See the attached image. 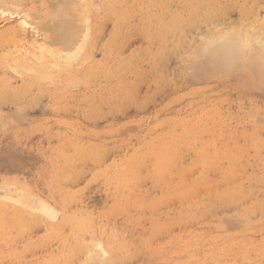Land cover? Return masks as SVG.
<instances>
[{
    "label": "rangeland",
    "instance_id": "obj_1",
    "mask_svg": "<svg viewBox=\"0 0 264 264\" xmlns=\"http://www.w3.org/2000/svg\"><path fill=\"white\" fill-rule=\"evenodd\" d=\"M5 1L0 264H264V56L189 63L208 32H264V0Z\"/></svg>",
    "mask_w": 264,
    "mask_h": 264
},
{
    "label": "bare ground",
    "instance_id": "obj_2",
    "mask_svg": "<svg viewBox=\"0 0 264 264\" xmlns=\"http://www.w3.org/2000/svg\"><path fill=\"white\" fill-rule=\"evenodd\" d=\"M1 1V0H0ZM6 1H9V0H6ZM5 1V2H6ZM64 1V0H63ZM66 1V0H65ZM64 1V2H65ZM68 1V0H67ZM73 1V0H72ZM76 1V0H75ZM74 1V2H75ZM82 1H84V0H82ZM89 1V0H88ZM223 1V0H222ZM227 1V0H226ZM226 1H223L224 3L226 2ZM254 1H256V0H254ZM11 2H13V0L11 1ZM17 2V1H16ZM70 2H71V0H70ZM81 2V1H80ZM8 3V2H7ZM82 4H83V2H81ZM247 3V2H246ZM250 3V2H249ZM8 4H10V3H8ZM88 4V3H87ZM229 4H231L230 2H229ZM233 4H236V3H233ZM241 4V3H240ZM244 4H245V2H244ZM244 4H242V5H244ZM254 3H250L249 4V6L251 5H253ZM1 5H2V3H1ZM0 5V6H1ZM4 5V4H3ZM14 5V4H13ZM63 5H65L64 3H63ZM63 5H62V7H63ZM79 5V4H78ZM84 5V4H83ZM86 5V4H85ZM88 5H90V3L88 4ZM94 5H95V3H94ZM224 5V4H223ZM226 5V4H225ZM237 5V4H236ZM7 5H5V7H6ZM10 6V5H9ZM12 6V5H11ZM10 6V7H11ZM15 6V5H14ZM14 6H12V7H14ZM228 6V5H227ZM227 6H224V7H226L227 8ZM231 6V5H230ZM240 6V5H239ZM69 7V6H68ZM83 7V6H82ZM81 7V8H82ZM86 6H84V8H85ZM88 7V6H87ZM91 7V6H90ZM93 7V6H92ZM243 7H245V5L243 6ZM65 8V7H64ZM63 8V9H64ZM70 8H71V6H70ZM228 8H230V7H228ZM241 8H242V6H241ZM240 8V9H241ZM249 8V7H248ZM251 8V7H250ZM7 9V8H6ZM11 9V8H10ZM61 9V8H60ZM63 9H61L60 11H59V9H58V13L56 12V13H54L53 15L55 16V17H57L56 16V14H58V17H60V15H59V13L63 10ZM87 9V8H86ZM96 9H97V7H96ZM243 9V8H242ZM66 10H69V9H66ZM84 10V9H83ZM251 10V9H250ZM56 11H57V9H56ZM81 11V10H80ZM213 11H215V10H213ZM243 11H244V9H243ZM30 12V11H29ZM65 12V11H64ZM63 12V15L65 14V13H67L68 14V12L66 11L65 13ZM72 12V11H71ZM79 12V11H78ZM207 12H209V11H207ZM242 12V11H241ZM62 13V12H61ZM70 13V12H69ZM248 13V12H247ZM249 13H250V11H249ZM43 14V13H42ZM80 14V13H79ZM82 14V13H81ZM50 15V14H49ZM66 15V14H65ZM72 15H73V13H72ZM72 15H71V17H72ZM245 15V14H244ZM68 16H70V14L68 15ZM48 17V16H47ZM61 17H63L62 16V14H61ZM67 17V16H66ZM66 17H64L65 18V20H63L64 18H62V19H60V23H61V21L63 20V23H64V21H66L67 19H66ZM76 17V16H75ZM193 17V16H192ZM205 17V16H204ZM27 18V17H26ZM44 19V18H43ZM51 19V18H50ZM53 19H54V17H53ZM57 19V18H56ZM59 19V18H58ZM68 19H70V18H68ZM71 19H73V17L71 18ZM86 20V19H85ZM262 20H264L263 18L261 19V21H260V23L259 22H257L258 23V25H260L261 24V22H262ZM50 22H52V20L50 21ZM58 22H59V20H58ZM67 22H68V20H67ZM66 22V23H67ZM81 22H83V21H81ZM89 22V21H88ZM25 23V22H24ZM31 23H33V22H31ZM56 23V22H55ZM69 23V22H68ZM243 23V22H242ZM242 23H241V25H242ZM28 24V23H27ZM58 24V23H57ZM62 24V23H61ZM60 24V25H61ZM70 24H71V22H70ZM81 24V23H80ZM218 24V23H217ZM245 24H247V23H244V26H246ZM64 25V24H63ZM72 25V24H71ZM71 25H70V27H71ZM87 25H88V23H87ZM257 25V24H256ZM57 26V25H56ZM69 26V25H68ZM80 25H78V27H79ZM82 26V25H81ZM85 26V25H84ZM261 26V25H260ZM260 26H258V27H260ZM263 27H264V25H262ZM61 27H62V25H61ZM69 27V28H70ZM257 27V28H258ZM63 28V27H62ZM68 28V27H67ZM209 28V27H208ZM237 29H228L229 31H224V32H222V31H220L221 33H219V34H215L214 32H212V34L211 33H209L208 32V38L207 39H204V41H200L201 43L200 44H198L196 47H195V49H196V51H195V49H194V52L195 53H193L194 55L193 56H191L190 57V59H192V60H189V63H191V66H192V68H194L197 72H199V74L198 75H200V73H203L204 72V76H206L207 77V75L209 74H206V72H214V71H221V72H223V73H221V74H223L224 75V73H229V72H231L232 70H234L236 67L238 68V69H240L241 67H239V66H241L242 65V69H244L243 68V65H244V63L242 64V62H245L246 60H244L243 61V57L245 56V58H247L246 57V55H247V53H248V51L249 50H251V51H255L256 52V54H258V55H263L264 56V32H261V33H257L256 32V29L255 28H247V29H244V31H240V30H238V28L239 27H236ZM36 29V28H35ZM37 29H39V28H37ZM47 29V28H46ZM74 29V28H73ZM72 29V30H73ZM85 29H87V28H85ZM221 29V28H220ZM259 29V28H258ZM263 30H264V28H262ZM47 30H49V28L47 29ZM56 30V29H55ZM64 30V29H63ZM62 30V31H63ZM68 30V29H67ZM66 30V31H67ZM71 30V32H73ZM209 30V29H208ZM216 30L217 29H214V31L216 32ZM262 30V31H263ZM57 31V30H56ZM61 31V30H60ZM75 31V30H74ZM85 31V30H84ZM50 32H52V31H50ZM71 32H70V34H68V35H71ZM77 32V31H76ZM62 33V32H61ZM66 33H69V30H68V32H66ZM214 33V34H213ZM217 33V32H216ZM50 34H52V33H50ZM54 34V33H53ZM52 34V35H53ZM55 34H57V32L55 33ZM53 35V36H56V35ZM74 34V33H73ZM83 34V33H82ZM205 34H206V31H205ZM51 35V37H53ZM58 35V34H57ZM62 35H64L63 33H62ZM62 35H61V37H62ZM76 35V34H75ZM51 37H50V39H51ZM56 37H58V36H56ZM65 37H66V35H65ZM75 37H77V35L75 36ZM203 37V36H202ZM55 37H53V39H54ZM52 39V40H53ZM67 39V38H66ZM76 39V38H75ZM86 39V38H85ZM84 39V40H85ZM56 40V39H55ZM55 40H53V41H55ZM58 40V39H57ZM64 39H63V37H62V39H61V41H63ZM70 40H71V38H70ZM59 41V40H58ZM58 41H56V42H58ZM78 41V40H77ZM80 41V40H79ZM51 42V41H50ZM68 42V41H67ZM69 42H72V41H69ZM73 42H74V38H73ZM76 42V41H75ZM81 42V41H80ZM55 43V42H54ZM59 43V42H58ZM64 43V42H63ZM66 43V42H65ZM196 43V42H195ZM51 44V43H50ZM53 44V43H52ZM81 44H82V42H81ZM194 44V43H193ZM69 45H70V43H69ZM52 46V45H51ZM71 46H72V44H71ZM71 46H69V47H71ZM82 46H84V45H82ZM194 46V45H193ZM80 47H81V45H80ZM40 48V47H39ZM82 48V47H81ZM38 49V48H37ZM64 49V48H63ZM76 50H78V49H76ZM76 50H74V51H76ZM44 51V50H43ZM49 51V50H48ZM73 51V52H74ZM47 52V51H46ZM77 52V51H76ZM48 53V52H47ZM33 54V53H32ZM42 54V53H41ZM75 54H77V53H75ZM71 55V57L70 56H68V57H66L67 55L65 54V61H66V63H68V64H70V61H75L77 58H75V57H77L78 56V54L77 55ZM246 54V55H245ZM249 54H251L250 53V51H249ZM253 54V53H252ZM34 55V54H33ZM39 56V55H38ZM41 56V55H40ZM54 56V55H53ZM249 56H251V55H249ZM253 56V55H252ZM29 57H31L30 55H29ZM35 57V56H34ZM54 57H56V56H54ZM60 56H58V58H59ZM62 57V56H61ZM260 57V56H259ZM258 57V58H259ZM249 58H252V57H249ZM249 58H247V59H249ZM253 58H256V60H257V57H255V55H254V57ZM36 59H37V57H36ZM43 59V58H42ZM45 59V58H44ZM61 59V58H60ZM260 59V58H259ZM40 60V59H39ZM255 59H253V61H254ZM248 61V60H247ZM258 61V60H257ZM257 61H255V63L257 62ZM36 62V61H35ZM40 62V61H39ZM185 62V61H184ZM249 63H251V60L250 61H248V63L246 62L245 63V65H244V67L247 65L248 66V64ZM254 63V62H253ZM257 64V63H256ZM258 64H260V61H259V63ZM31 65H33V64H31ZM43 64H41V66H42ZM250 65V64H249ZM255 65V64H254ZM261 65H262V63H261ZM191 66H189V67H191ZM246 66V67H247ZM256 66V65H255ZM255 66H253L252 64L250 65V67H252V68H249V67H247L249 70L250 69H252V71H250L251 73L252 72H256L257 70H254L253 71V69L254 68H256ZM27 67V66H26ZM36 67V66H35ZM34 67V68H35ZM254 67V68H253ZM18 68V67H17ZM236 68V69H237ZM258 68H259V65H258ZM27 69H28V67H27ZM36 69V68H35ZM39 69V68H38ZM182 69H184V68H182ZM235 69V70H236ZM242 69H240V70H242ZM246 69V68H245ZM248 69H246V70H248ZM41 70V69H40ZM240 70H236V71H240ZM32 71H33V69H32ZM31 71V72H32ZM235 71V72H236ZM259 71V70H258ZM25 72V71H24ZM38 72H41V71H38ZM37 72V73H38ZM234 72V71H233ZM20 73H21V70H20ZM46 73V72H45ZM211 73V74H212ZM220 73V72H219ZM218 73V74H219ZM206 74V75H205ZM211 74H209V76L211 75ZM214 74V73H213ZM212 74V75H213ZM217 74V72H216V74L215 75H218ZM45 75V74H44ZM202 75V76H203ZM33 76H34V74H33ZM37 76V75H36ZM35 76V77H36ZM203 76V77H204ZM44 77H46V75L44 76ZM41 78H42V76H41ZM47 78V77H46ZM45 78V79H46ZM34 79V78H33ZM200 79V78H199ZM206 79V78H205ZM191 80V79H190ZM260 118V117H259ZM242 119H244V118H242ZM260 120V119H259ZM238 121H240V120H238ZM258 122V121H257ZM249 137V136H248ZM238 151H240V150H238ZM262 151H263V149H262ZM255 153V152H254ZM251 159V158H250ZM252 160V159H251ZM240 162V161H239ZM238 162V163H239ZM233 174H234V170H233V172H232ZM241 173V172H240ZM239 174V173H238ZM243 174H245V173H243ZM234 176V175H233ZM235 176H236V174H235ZM242 176V175H241ZM235 178V177H234ZM249 178V177H248ZM252 178V177H251ZM236 180H238L237 179V177H236ZM248 180H250V179H248ZM235 181V180H234ZM119 182H121V181H119ZM230 182H232L231 180H230ZM121 183H123V182H121ZM129 183V182H128ZM229 185H230V183H228ZM232 184V183H231ZM228 185V186H229ZM234 186V185H233ZM236 186V185H235ZM226 188V187H225ZM244 188H246V187H244ZM1 189V188H0ZM3 189H4V187H3ZM227 189V188H226ZM238 189L239 188H237V189H235L234 191L236 192V195H237V192H238V194H239V192H240V190H242V188L241 189H239V191H238ZM10 190V189H9ZM245 190V189H244ZM2 191V190H1ZM20 191V190H19ZM245 191H250V189L248 190H245ZM5 192V191H4ZM7 193H9V192H7ZM16 193V192H15ZM2 194H3V192H2ZM27 194V193H26ZM217 194V193H216ZM242 194V193H241ZM240 194V195H241ZM6 195V194H5ZM12 195V194H11ZM24 196V195H23ZM228 196V195H227ZM238 196V195H237ZM32 197V196H31ZM241 197V196H240ZM239 196H238V198H240ZM6 198H7V195H6ZM5 198V199H6ZM9 199H11L10 197H8ZM8 198H7V200H8ZM22 198V197H21ZM26 198H27V196H26ZM19 199H20V197H19ZM28 199V198H27ZM40 199V198H39ZM211 199V201L213 200L212 198H210ZM14 200V199H13ZM16 200V202L15 203H17V200L18 199H15ZM14 200V201H15ZM22 200V199H21ZM21 200H19L20 202H21ZM36 200H37V198H36ZM35 200V201H36ZM41 200V199H40ZM6 201V200H5ZM43 201V200H42ZM42 201H38L37 200V202H35L34 203V206H35V204H36V206H37V208H36V210L34 209V211L36 212V211H38V213H41L42 215L43 214H45V216H46V218H48V217H52V215H54V217H55V214H54V211L53 210H51V208L49 207V206H47L46 205V203H44V202H42ZM9 202V201H8ZM13 202V201H12ZM27 202V201H26ZM30 202V201H29ZM34 202V201H33ZM11 203V202H10ZM14 203V202H13ZM22 203L24 204L25 202L22 200ZM19 204V203H18ZM27 204H29V203H27ZM33 204V203H32ZM32 204H30V205H32ZM139 204V203H138ZM11 205H13V204H11ZM22 204L20 203V205L19 206H21ZM25 205V207H26V203L24 204ZM33 206V205H32ZM35 206V207H36ZM24 206H22V208H23ZM28 207V208H27ZM27 207H26V209H28L29 211H31L30 210V208H29V205H27ZM142 207H144L143 205H142ZM141 207V208H142ZM10 208V207H9ZM18 208V207H17ZM34 208V207H33ZM53 209V208H52ZM149 209V208H148ZM132 210V209H131ZM130 210V211H131ZM34 211H31V212H34ZM134 211V210H133ZM55 212H57V211H55ZM140 212V211H139ZM138 212V213H139ZM37 213V212H36ZM133 213V212H132ZM135 213V212H134ZM143 213V212H142ZM131 214V213H130ZM169 214V213H168ZM15 215V214H14ZM91 215V214H90ZM19 217H20V215H18ZM60 216V215H59ZM77 216V215H76ZM82 216V215H81ZM93 216V215H92ZM133 216V215H132ZM137 216V215H136ZM140 216V215H139ZM70 217V216H69ZM72 217V216H71ZM7 218V217H6ZM5 218V219H6ZM78 218V217H77ZM76 218V219H77ZM50 219V218H49ZM54 219V218H53ZM60 219H61V216H60ZM132 219V218H131ZM235 219V218H234ZM238 219V218H237ZM46 220V219H45ZM8 221V220H7ZM102 221V220H101ZM65 222V221H64ZM71 222H73V221H71ZM98 222V221H97ZM238 222H239V220H238ZM1 223V222H0ZM63 223V222H62ZM235 223H236V221H235ZM55 224V223H54ZM49 225H50V223H49ZM66 225H68V223L66 224ZM72 225V224H71ZM75 225V224H74ZM103 226V225H102ZM240 226V225H239ZM59 227V226H58ZM58 227H56V228H58ZM62 227V226H61ZM72 227V226H71ZM86 227V226H85ZM56 228L54 229V230H56ZM60 228V227H59ZM70 228V227H69ZM75 227H73V229H74ZM233 228V227H232ZM235 228H236V226H235ZM72 229V230H73ZM69 231H70V229H69ZM73 231H75L76 233L77 232H79L78 230H73ZM115 231V230H114ZM107 232V231H106ZM72 233V232H71ZM70 233V234H71ZM84 234V233H83ZM106 234V233H105ZM81 235V234H80ZM79 235V236H80ZM64 236H65V234H64ZM70 236V235H69ZM77 236V235H76ZM114 236V235H113ZM150 236H151V234H150ZM55 238H56V236H55ZM76 238V237H75ZM114 238V237H113ZM64 239V238H63ZM74 239V238H73ZM75 240V239H74ZM68 242H69V240H68ZM92 242V241H91ZM56 243V242H55ZM78 243V242H77ZM81 243V242H80ZM83 243V242H82ZM95 243V242H94ZM147 243V242H146ZM59 245V244H58ZM68 245V244H67ZM79 245V244H78ZM96 246H97V244H95ZM128 245V244H127ZM60 246V245H59ZM58 247V246H57ZM83 248V247H82ZM131 248V247H130ZM61 249H62V246H61ZM137 249V248H136ZM159 249V248H158ZM59 250V249H58ZM65 250V249H64ZM63 250V251H64ZM70 250V249H69ZM87 250V249H86ZM98 250V249H97ZM100 250V249H99ZM17 251V250H16ZM68 251V250H67ZM77 251H79V250H77ZM101 251H103L102 250V248H101ZM100 251V252H101ZM136 251V250H135ZM206 251V250H205ZM88 252V251H87ZM99 252V253H100ZM69 253V252H68ZM89 253V252H88ZM98 253V254H99ZM130 254H131V252H129ZM134 253V252H133ZM135 253H137V252H135ZM97 254V253H96ZM97 254V255H98ZM104 254H105V252H104ZM94 255V254H93ZM93 255L91 256V257H93ZM97 255H94L96 258H97ZM100 255V254H99ZM103 254H102V252H101V255H100V257L102 256ZM107 255V254H106ZM130 256V255H129ZM99 257V256H98ZM45 258V257H44ZM74 258V257H73ZM89 259H90V257H89ZM94 259L95 258H93L92 260L94 261ZM62 260V259H61ZM78 260V259H77ZM92 260H91V262H92ZM97 260V263H98V258L96 259ZM101 259L99 258V261H100ZM163 260V259H162ZM161 260V261H162ZM165 260V259H164ZM163 260V261H164ZM102 261H103V259H102ZM239 261V260H238ZM73 262V261H72ZM76 262V261H75ZM79 262V261H78ZM90 262V261H89ZM122 262V261H121ZM165 263H166V261H164ZM164 262H162V264L164 263ZM63 263V262H62ZM100 264H101V261L99 262ZM169 263H171V262H169ZM169 263H167V264H169ZM75 264V263H74ZM90 264V263H89ZM91 264H93V263H91ZM95 264V263H94ZM156 264V263H155ZM160 264V263H159ZM246 264V263H245Z\"/></svg>",
    "mask_w": 264,
    "mask_h": 264
}]
</instances>
